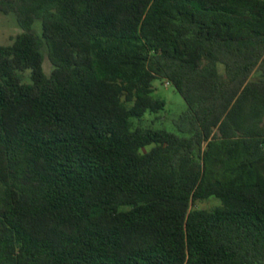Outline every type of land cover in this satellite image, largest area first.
<instances>
[{"label": "trees", "instance_id": "1", "mask_svg": "<svg viewBox=\"0 0 264 264\" xmlns=\"http://www.w3.org/2000/svg\"><path fill=\"white\" fill-rule=\"evenodd\" d=\"M0 14L22 29L0 44V264H264V0ZM155 80L187 104L178 133L134 128L165 107Z\"/></svg>", "mask_w": 264, "mask_h": 264}, {"label": "rangeland", "instance_id": "2", "mask_svg": "<svg viewBox=\"0 0 264 264\" xmlns=\"http://www.w3.org/2000/svg\"><path fill=\"white\" fill-rule=\"evenodd\" d=\"M22 29L18 26L14 14H0V44L10 45L16 35L20 34ZM34 32L41 33V22L35 24ZM45 62L44 70L50 75L53 66L48 58L47 49H44ZM223 68L221 67V70ZM154 99L163 101L165 107L159 113H147L142 120H134V128H147L153 126L156 129H164L169 132L178 133L174 121L182 117L187 111V104L183 97L175 90L173 86L163 80L154 81V89L152 93ZM127 107L132 106L131 102H125ZM146 150H149L146 149ZM220 205V201L216 198H210L201 202H197L192 206L193 210H213Z\"/></svg>", "mask_w": 264, "mask_h": 264}, {"label": "built area", "instance_id": "3", "mask_svg": "<svg viewBox=\"0 0 264 264\" xmlns=\"http://www.w3.org/2000/svg\"><path fill=\"white\" fill-rule=\"evenodd\" d=\"M169 84V83H168Z\"/></svg>", "mask_w": 264, "mask_h": 264}]
</instances>
